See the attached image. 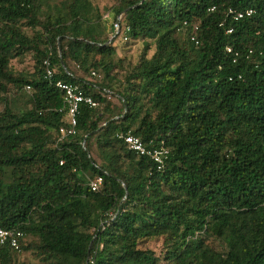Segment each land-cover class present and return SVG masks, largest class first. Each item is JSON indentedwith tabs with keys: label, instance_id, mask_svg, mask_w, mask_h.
<instances>
[{
	"label": "trees",
	"instance_id": "trees-1",
	"mask_svg": "<svg viewBox=\"0 0 264 264\" xmlns=\"http://www.w3.org/2000/svg\"><path fill=\"white\" fill-rule=\"evenodd\" d=\"M120 14L115 38L129 25L151 55L117 56ZM104 18L92 0H0V226L24 233L0 264H85L94 237L95 264H264V0H119ZM27 53L32 71L14 68ZM58 80L99 102L63 140ZM129 130L168 148L164 169Z\"/></svg>",
	"mask_w": 264,
	"mask_h": 264
},
{
	"label": "built area",
	"instance_id": "built-area-1",
	"mask_svg": "<svg viewBox=\"0 0 264 264\" xmlns=\"http://www.w3.org/2000/svg\"><path fill=\"white\" fill-rule=\"evenodd\" d=\"M230 12H234L235 18L239 19L244 16L252 15L254 13V9L246 8L245 10H238V11H234L233 9H230ZM105 16L108 17L109 14H106ZM120 20H121V14L118 15L114 23L115 33L110 37L109 42L112 40L116 42V40L119 37H121V39L124 41L129 40V35L128 33H126L127 31L130 30L129 25L126 26V32H124L117 39L115 38V36L121 30ZM228 32H232V29H229ZM227 50L229 52L234 53V61H235L237 59V56L239 55V52L233 51L231 47H227ZM48 53L51 54L50 49ZM44 64L46 65V77L51 78L54 74V71L50 67L51 61L49 57H47L44 60ZM56 86L64 91V108L66 110L67 125L62 126L60 128V138H59V140H63L64 138L70 135H74L76 133L78 113L81 104L84 103L95 107L99 105V102L95 100L91 95L86 94L83 91V89H81L77 84L67 83L62 80H58L56 82ZM26 89L30 90L31 87L27 85ZM117 136L119 139L123 140L131 150L135 151L140 155L148 156L156 164L157 169L161 170L165 168L166 161L169 156L168 148H166L163 145L150 147V144H147L139 136L133 134L130 130L120 131L118 132ZM61 163H63V161H61ZM102 182H103V177L99 175L95 178L89 179V186L93 191H98L101 188ZM23 237H24V233L19 229H6L0 226V245L8 244L14 249L20 250L21 239ZM85 264H95L93 257L90 256Z\"/></svg>",
	"mask_w": 264,
	"mask_h": 264
},
{
	"label": "rangeland",
	"instance_id": "rangeland-1",
	"mask_svg": "<svg viewBox=\"0 0 264 264\" xmlns=\"http://www.w3.org/2000/svg\"><path fill=\"white\" fill-rule=\"evenodd\" d=\"M48 1L52 3L56 2L57 0ZM92 2L95 6L99 8L100 12L104 15V17H106V14H109L108 17L104 18V21L106 23L108 32H110V24L113 18V8L114 6L118 5L119 0H92ZM28 31L29 33L33 32L31 29H29ZM147 44L150 45L149 48H147ZM114 45L116 46L117 56L125 57V62L127 64L137 61L139 57H141V55H143L144 53H146L147 55H151L153 52V42L148 39L145 41L126 43L124 40L121 39V37H119L116 42H114ZM12 65L17 70L32 71L33 59L30 53H27L21 58L14 59ZM124 71V67L119 68V77H124ZM25 90L26 91L24 93L27 95L32 92V89H30V91H28L27 89ZM8 97L11 99L13 97V93L10 92L8 94ZM25 99L26 97L22 95H18L17 97H15L13 102L15 108L24 107L26 105ZM3 108L4 103H0V110H2ZM144 246L155 250L157 254H161L164 251L162 240H151L146 242ZM18 257L20 261H24L26 264H40V259L30 251H20L18 253ZM164 264L166 263L164 262Z\"/></svg>",
	"mask_w": 264,
	"mask_h": 264
},
{
	"label": "water",
	"instance_id": "water-1",
	"mask_svg": "<svg viewBox=\"0 0 264 264\" xmlns=\"http://www.w3.org/2000/svg\"><path fill=\"white\" fill-rule=\"evenodd\" d=\"M108 42H109V41H108ZM94 238H95V237H94ZM94 238L92 239V241H91L90 244H89V248H88V257H87L86 262L88 261V259H89V257H90V250H91V246H92V243H93Z\"/></svg>",
	"mask_w": 264,
	"mask_h": 264
}]
</instances>
